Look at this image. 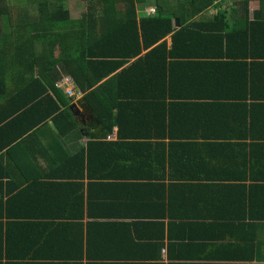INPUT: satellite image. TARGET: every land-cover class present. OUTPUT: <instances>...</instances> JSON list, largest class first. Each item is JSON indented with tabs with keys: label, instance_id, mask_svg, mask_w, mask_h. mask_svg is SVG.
Wrapping results in <instances>:
<instances>
[{
	"label": "crops",
	"instance_id": "crops-1",
	"mask_svg": "<svg viewBox=\"0 0 264 264\" xmlns=\"http://www.w3.org/2000/svg\"><path fill=\"white\" fill-rule=\"evenodd\" d=\"M232 1L205 16L224 12L238 28L243 15L259 16V0ZM153 8L138 0L135 11L141 17ZM226 43L167 61L169 79L186 86L176 83L173 97L167 83L149 86L164 93L165 107L147 119L165 124L161 134L141 114L122 122V132L116 117L104 138L103 124L92 136L91 124L74 116L80 131L60 135L49 120L38 143L19 139L15 154L0 160V203L11 202L0 205V264H264V52L229 51ZM154 58L147 68L163 66ZM131 92L124 103L152 101ZM99 140L110 145L102 149Z\"/></svg>",
	"mask_w": 264,
	"mask_h": 264
},
{
	"label": "trees",
	"instance_id": "trees-1",
	"mask_svg": "<svg viewBox=\"0 0 264 264\" xmlns=\"http://www.w3.org/2000/svg\"><path fill=\"white\" fill-rule=\"evenodd\" d=\"M79 1L86 4V10L73 19L68 0H0V160L15 154L13 145L19 139L22 145L24 136L31 135L38 143L37 137L51 131L49 120L60 135L80 131L69 109L73 98L57 86L64 76L84 93L82 99L104 125L99 137L112 131L116 117L122 132V122L141 114L149 130L161 134L165 124L147 119L156 118V110L165 107L161 103L164 93L152 92L149 86L169 84L170 97L175 95L176 83L186 87L181 78L169 79L168 60L188 50L222 51L225 39L229 51L233 46L264 52V0H259L261 10L256 19L247 22V15L238 19L241 28L237 23L230 25L224 12L205 16L209 7L218 4L214 0H152L154 10L141 17L135 11L138 0ZM234 2L247 6L249 0ZM176 19L178 27L174 26ZM234 30H243L244 37L235 39ZM167 36L171 37L170 48ZM144 51L148 52L134 66L121 69L127 58ZM154 57L161 59V68L159 64L146 67ZM156 69L159 71L150 73ZM132 90L138 95L145 91L152 101L144 102V107L124 103L127 93L134 94ZM163 114L161 110L158 116ZM177 125L176 121V129ZM94 145L90 143L88 148ZM99 145L107 149L110 144L99 140ZM240 188L248 189L244 185ZM263 189L258 191L261 209ZM0 205L8 209L11 202Z\"/></svg>",
	"mask_w": 264,
	"mask_h": 264
},
{
	"label": "water",
	"instance_id": "water-1",
	"mask_svg": "<svg viewBox=\"0 0 264 264\" xmlns=\"http://www.w3.org/2000/svg\"><path fill=\"white\" fill-rule=\"evenodd\" d=\"M177 25L179 24V20L176 19ZM70 110L73 115L79 120L83 125H88V122L91 124L92 136L100 135L103 131V125L100 120L95 117L92 108L85 101L78 100L75 103L70 105Z\"/></svg>",
	"mask_w": 264,
	"mask_h": 264
},
{
	"label": "rangeland",
	"instance_id": "rangeland-1",
	"mask_svg": "<svg viewBox=\"0 0 264 264\" xmlns=\"http://www.w3.org/2000/svg\"><path fill=\"white\" fill-rule=\"evenodd\" d=\"M215 1V0H214ZM231 0H219V2H217L218 4L220 3V5H223L227 2H230ZM153 2L152 0H148V3ZM232 4H235L234 1L231 2ZM68 10L70 11V16L71 18H78L81 13H83L86 10V4H84L83 2L79 1V5L77 6L75 4V0H68ZM85 8V9H84ZM55 54H59L58 50H55ZM60 85H62L64 87V89H66L68 92H70V97L73 98V103H75V100L78 101L79 98L82 97V95H80V93H78V89L75 85V83L71 80V78L64 76L63 79L61 81H59Z\"/></svg>",
	"mask_w": 264,
	"mask_h": 264
},
{
	"label": "built area",
	"instance_id": "built-area-1",
	"mask_svg": "<svg viewBox=\"0 0 264 264\" xmlns=\"http://www.w3.org/2000/svg\"><path fill=\"white\" fill-rule=\"evenodd\" d=\"M153 10H154V8L151 9V11H153ZM59 85H60V83H59ZM78 91H79V90H78ZM67 93H68V95L70 96V92L67 91ZM78 93H80V95H82L81 91H79Z\"/></svg>",
	"mask_w": 264,
	"mask_h": 264
},
{
	"label": "clouds",
	"instance_id": "clouds-1",
	"mask_svg": "<svg viewBox=\"0 0 264 264\" xmlns=\"http://www.w3.org/2000/svg\"><path fill=\"white\" fill-rule=\"evenodd\" d=\"M79 100H81V98H79ZM75 102H77V101H75ZM95 115V114H94ZM88 125H89V122H88Z\"/></svg>",
	"mask_w": 264,
	"mask_h": 264
}]
</instances>
